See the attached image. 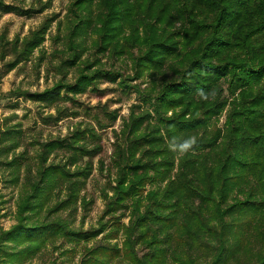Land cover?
<instances>
[{"label":"trees","instance_id":"1","mask_svg":"<svg viewBox=\"0 0 264 264\" xmlns=\"http://www.w3.org/2000/svg\"><path fill=\"white\" fill-rule=\"evenodd\" d=\"M1 5L30 12L4 0ZM70 15L71 36L99 30L105 52L115 47L132 54L142 44L141 68L152 65L174 78L155 96L136 88L139 115L132 113L124 140L114 143L117 179L113 197L104 194L99 227L81 230L71 220L52 219L78 198L93 173L102 150L94 127L39 143L35 159L5 161L18 182L23 167L25 173L17 222L0 229V264H21L59 239L74 250L82 244L81 264H264V0H75ZM140 27L145 37L139 44ZM181 56L183 61H172ZM97 75L127 82L114 71ZM97 78L84 75L56 88L53 97L67 90L74 99ZM228 104L231 111L219 127L215 120ZM170 110L174 116H166ZM108 115L112 121L117 116ZM14 133L4 130L3 140ZM58 149L62 158L53 156ZM85 157L84 168L71 170ZM64 188L69 196L51 205Z\"/></svg>","mask_w":264,"mask_h":264},{"label":"rangeland","instance_id":"2","mask_svg":"<svg viewBox=\"0 0 264 264\" xmlns=\"http://www.w3.org/2000/svg\"><path fill=\"white\" fill-rule=\"evenodd\" d=\"M74 1L4 0L5 4H15L30 11L22 13L0 6V229H9L17 222L16 212L25 173L23 167L18 182L13 176L15 169L9 167L5 161L17 156L35 159L39 143L71 136L77 127H94L101 135L102 150L94 158L93 173L85 187L78 192V198L72 201L69 208L56 213L52 219L60 217L71 220V225L81 230L99 227L105 218L103 214L107 199L104 194L113 197V186L117 179L114 143L124 140L125 125L131 122L132 113L139 115L135 105L141 101L136 88L155 96L166 79L174 78L173 73H159L152 65L146 69L141 68L137 56L145 50L141 48L142 44L133 47L132 54L119 53L115 47H109L105 52L99 48V30L91 31L83 37L71 36L75 22L70 15V7ZM150 21L154 22L155 19ZM115 24L117 23L113 22ZM101 26L102 22H99L97 27ZM173 28L170 31L178 29ZM129 33L128 29L125 30L126 35ZM139 35L140 44L145 37L143 27H140ZM174 39L179 40L178 37ZM172 59L176 62L183 61L184 58L181 56ZM100 70L123 74L127 82L100 78L97 75ZM84 75L98 77L91 82L92 85L88 86L87 91L71 95L74 99L67 97V93L71 92L67 90L60 92L59 99L53 97L59 94L56 88L78 83ZM44 92L48 94L43 96ZM65 108L68 113L62 114ZM231 108L232 104H228L216 118L215 123L219 127L224 128ZM143 109L152 111L148 104H144ZM179 111L180 109L176 110ZM110 112L117 115L114 121L108 115ZM152 114L151 127L155 125L156 118L155 113ZM174 114L170 110L166 116ZM99 120L112 125L100 128ZM9 129L16 131L15 138L3 140L2 132ZM143 129L145 128H140L138 134L143 133ZM3 141L8 151H2ZM57 153L62 158L64 150L54 151L53 156ZM99 159L104 162L103 168ZM24 160L23 158L20 162L23 163ZM85 160L86 157L79 158L77 166L72 165L71 170L84 168ZM154 187L149 185L147 189ZM68 196L66 188L60 193H54L51 205L65 200ZM37 215L39 219L35 220L41 221L45 212ZM123 221L128 223L129 219L124 218ZM73 246L75 245L59 239L55 246L50 244L20 263L81 264L82 244L76 250L72 249Z\"/></svg>","mask_w":264,"mask_h":264}]
</instances>
